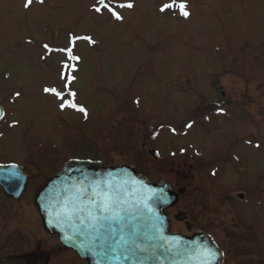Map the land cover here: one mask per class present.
I'll return each mask as SVG.
<instances>
[{
	"label": "rangeland",
	"instance_id": "obj_1",
	"mask_svg": "<svg viewBox=\"0 0 264 264\" xmlns=\"http://www.w3.org/2000/svg\"><path fill=\"white\" fill-rule=\"evenodd\" d=\"M25 2L0 0V100H18L7 104L0 161L45 141L59 149L41 144L37 156L54 152L59 168L72 151L132 164L151 181L187 188L173 229L185 230L177 219L189 216L239 253L229 264H264V0H111L133 4L116 7L121 20L97 13V0ZM182 2L187 17L176 6L161 11ZM70 35L95 41L73 49L80 63L70 88L87 117L44 91L66 92L58 49ZM9 122L18 127L7 130Z\"/></svg>",
	"mask_w": 264,
	"mask_h": 264
},
{
	"label": "water",
	"instance_id": "obj_2",
	"mask_svg": "<svg viewBox=\"0 0 264 264\" xmlns=\"http://www.w3.org/2000/svg\"><path fill=\"white\" fill-rule=\"evenodd\" d=\"M18 170L0 166V187L6 195L18 197L26 188L27 179ZM97 184L119 193L112 211L101 213L102 197L94 195ZM170 186L150 182L131 165L71 160L39 188L35 205L44 228L88 264H223L222 252L208 235L186 237L170 231L167 211L179 198ZM90 212L115 214L116 219L101 221L97 232L85 227ZM200 249H212L215 256L205 257Z\"/></svg>",
	"mask_w": 264,
	"mask_h": 264
},
{
	"label": "flooded vegetation",
	"instance_id": "obj_3",
	"mask_svg": "<svg viewBox=\"0 0 264 264\" xmlns=\"http://www.w3.org/2000/svg\"><path fill=\"white\" fill-rule=\"evenodd\" d=\"M8 101L7 104L10 106L11 102ZM4 102L5 99L0 100V104L5 109V116L0 121V126L6 123L8 121L6 119L9 117L7 114L9 112L8 105ZM10 127L14 126L9 122L7 123V130ZM5 130L6 126L4 124L0 127L1 141L10 137L8 133L5 134ZM24 143L26 145V141ZM45 143V141H32L29 148L26 145L24 149H21L24 152L21 160L7 159L0 161L3 165L18 164L22 166L29 180L26 193L19 199L8 197L0 188V264H87L82 262L74 252L63 247L57 237L42 233L43 226L34 206L35 191L40 184L39 181L46 180L60 170L54 152H50V159L43 161H41V157L37 156L38 148H43L44 146L41 147V144ZM48 146L51 150L59 149V147H54L51 144ZM47 152L49 154V151ZM183 176H190V173L187 174V171H185ZM35 182H38L36 186L33 185ZM240 195L237 194V198L243 201ZM177 211L181 212L178 210V206L170 211L171 218L176 215ZM187 222L190 223L189 220L178 223L185 228V230L180 228L178 231L186 235H191L196 229L209 232L207 228L188 225ZM201 227L204 226L201 225ZM215 241L218 243L217 245L223 247L218 238H215ZM229 253H225L224 264H229V258L231 257L233 260L240 257L238 252Z\"/></svg>",
	"mask_w": 264,
	"mask_h": 264
},
{
	"label": "snow or ice",
	"instance_id": "obj_4",
	"mask_svg": "<svg viewBox=\"0 0 264 264\" xmlns=\"http://www.w3.org/2000/svg\"><path fill=\"white\" fill-rule=\"evenodd\" d=\"M42 2V0H41ZM32 3V0H26L25 2V7L30 6ZM97 3L100 5L99 7H95L94 10L97 13H100L103 10H107L112 17H114L116 20H121L123 17L115 10L116 7L119 8H132L133 4L132 3H120V4H113L110 0V2H106V0H97ZM179 7L180 9V14L187 17L189 13L185 10L186 9V4L185 3H179L176 5L175 3L172 4H165L163 8H161V11H164L165 9H169L172 7ZM78 40H85L89 43H95L94 40L90 36H71L69 38V46L67 48H61L58 49L61 53L65 54L66 60L62 62V68L60 72V79L64 81V89L66 92L62 91H57L56 88H45V92H49L54 94L60 101L61 103L59 104V107L61 109L64 108H71L76 111H79L87 117V111L82 105H78L76 103V95L77 93L72 91L70 88V85L72 82L76 79V77L73 75V73L77 70L76 69V62L80 60V57L77 55H74L73 49L75 47V44ZM44 48L47 49L49 52L53 51V49L49 48L47 44L44 45ZM17 95H19L17 93ZM65 95H67L68 99H65ZM3 117V113L0 112V118ZM191 123L187 125V127H191ZM12 167H15L14 165ZM109 189L111 188V185L108 186ZM99 189V190H96ZM80 195H83L84 193H79ZM94 195L97 197H102L99 203V209L101 213H107L113 210V205L117 203V201L120 200V195L118 192H112L110 190H105L104 188L100 187L99 184H97L94 187ZM92 201H90L91 203ZM68 201H65V204H67ZM150 210V209H149ZM90 217V223L86 224V228L90 229H95L97 232L100 231V228L103 226L100 224L101 221H106L109 219L115 220L116 215L113 214L111 216H106V215H94L91 212L89 213ZM83 223V221H82ZM99 238V237H98ZM200 254L205 256V257H214L215 253L213 252L212 249H200L199 250Z\"/></svg>",
	"mask_w": 264,
	"mask_h": 264
}]
</instances>
